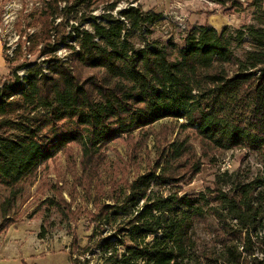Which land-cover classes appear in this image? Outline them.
I'll use <instances>...</instances> for the list:
<instances>
[{
	"label": "trees",
	"instance_id": "trees-1",
	"mask_svg": "<svg viewBox=\"0 0 264 264\" xmlns=\"http://www.w3.org/2000/svg\"><path fill=\"white\" fill-rule=\"evenodd\" d=\"M41 1L17 24L14 56L4 54L12 68L0 79L3 219L70 144L82 147L87 168L115 138L182 120L203 157L246 149L260 157L262 171L250 179L236 173L228 188L181 193L180 183L203 162L189 139L176 137L155 167L100 206L90 236L99 238V253L75 240L72 264H264V0L251 1L258 10L246 28L198 25L181 42L153 38L163 16L139 4L114 13L112 2L99 16L94 5L110 0ZM61 48L69 52L60 56ZM25 50L43 59L13 66ZM211 218L218 248H198L193 228Z\"/></svg>",
	"mask_w": 264,
	"mask_h": 264
},
{
	"label": "rangeland",
	"instance_id": "rangeland-1",
	"mask_svg": "<svg viewBox=\"0 0 264 264\" xmlns=\"http://www.w3.org/2000/svg\"><path fill=\"white\" fill-rule=\"evenodd\" d=\"M240 1L243 6L236 7L211 0H110L97 2L92 13L104 14L112 2L116 3L114 13L128 5L139 4L145 11L152 10L163 16V20L154 26L153 38L172 37L181 42L187 31L198 25L208 24L218 30L226 25L246 28L253 23L258 8L251 5L252 0ZM42 4L41 0H0V28L9 39V48L19 42L15 41L21 34L18 22L24 14ZM6 19L10 22L6 23ZM84 25L89 27L88 23ZM35 30L31 28L27 33ZM26 36L22 39L26 40ZM68 52L61 48L58 54L65 56ZM42 59L39 53L27 54L25 50L13 66L26 60ZM11 68L0 56V79L9 78ZM18 72L23 74L25 70L22 68ZM181 122L164 119L135 132L132 137L115 138L102 148L101 157L93 160L88 169L84 166L85 156L79 144H70L60 151L39 169L33 182L25 186L5 219L0 212V264H72L77 253V250L73 251L75 240L79 248H93L99 253V238L90 239L95 228V213L104 203H112L128 182L155 167L159 150L176 137L189 139L203 162L200 172L190 173L180 183L181 193L205 192L216 185L228 188L236 173L250 179L262 171L260 157L246 149L218 151L212 157H203L194 132L190 129L181 131ZM0 193L5 194L1 187ZM49 200H55L57 205H50ZM217 228V222L212 218L208 225L194 226L192 235L198 248H218ZM260 234L264 235V231Z\"/></svg>",
	"mask_w": 264,
	"mask_h": 264
},
{
	"label": "built area",
	"instance_id": "built-area-1",
	"mask_svg": "<svg viewBox=\"0 0 264 264\" xmlns=\"http://www.w3.org/2000/svg\"><path fill=\"white\" fill-rule=\"evenodd\" d=\"M9 22H10V20L6 19V23H9ZM13 26H14V25H13ZM12 28H13V27H12ZM0 37H1L2 41H3V44H4L5 47H6V49H5V53H6L7 55H9L10 57H13V56H14V52H15V50H16V48H17L18 42H17L16 46H13V47L10 46V48H9V44H8V42H7V41H9V39L7 40V38L5 37L4 33L2 32V29H1V28H0ZM19 38H20V35H19V37L17 38V40H15V41H19ZM10 45H11V44H10ZM229 166H230V164H229Z\"/></svg>",
	"mask_w": 264,
	"mask_h": 264
},
{
	"label": "crops",
	"instance_id": "crops-1",
	"mask_svg": "<svg viewBox=\"0 0 264 264\" xmlns=\"http://www.w3.org/2000/svg\"><path fill=\"white\" fill-rule=\"evenodd\" d=\"M216 28V27H215ZM4 54H5V50H4V44H3V41L0 37V56L2 58V60L6 63V60H5V57H4ZM7 64V63H6Z\"/></svg>",
	"mask_w": 264,
	"mask_h": 264
}]
</instances>
